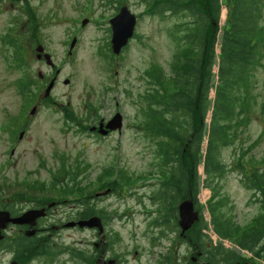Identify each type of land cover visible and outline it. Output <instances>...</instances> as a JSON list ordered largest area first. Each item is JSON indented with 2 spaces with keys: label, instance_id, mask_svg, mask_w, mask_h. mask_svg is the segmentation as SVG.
Wrapping results in <instances>:
<instances>
[{
  "label": "rangeland",
  "instance_id": "1",
  "mask_svg": "<svg viewBox=\"0 0 264 264\" xmlns=\"http://www.w3.org/2000/svg\"><path fill=\"white\" fill-rule=\"evenodd\" d=\"M121 5L137 16V23L127 47L113 56L108 23ZM225 13L226 8L221 6L217 54ZM83 19L86 22L81 25ZM174 20L180 19L162 21L149 15L139 0H26L22 3L0 0V202L22 195L31 202L17 205L21 211L34 207V203L54 205L36 229L46 225V232H40V236H48L55 250L25 264H97L99 251L92 250V243L99 242L96 232L62 227L80 209V202L77 204L74 200L76 197L88 199L90 209L102 217L104 232L100 247L115 264H163L170 256L173 257L171 264L177 260V264H188L195 258L196 252L191 246L178 241L170 222L164 228L149 224L155 218L151 212L157 207L151 202L150 194L162 180L147 176L155 167L154 143L140 128L146 107L140 99L147 90L145 72L153 66L161 67L166 74L169 72L173 44L165 29ZM261 24L264 26V18ZM17 25V30L10 32ZM7 35L20 48L23 70L12 62L13 48L6 44ZM74 37L76 46L68 55ZM38 47L42 48L41 53L36 51ZM260 48L264 52V47ZM46 54L52 66L47 65ZM261 63L262 66L258 64L253 70L248 90L254 102L248 114H244L247 125L240 130L235 143L221 151L222 161L230 168L220 181V192L233 202L236 220L242 225L257 213V205L250 202L251 193L243 187L234 161L241 152L244 158L264 160V59ZM55 69H60L56 81L49 80ZM212 72L216 76L217 65ZM51 81L50 95L44 97ZM20 82L30 84L29 91L35 93L34 98L19 95ZM213 84H216L215 77ZM213 98L212 89L209 99ZM33 106L36 110L30 115ZM115 113L122 115L119 133L105 138L89 134L90 122L110 119ZM210 117L209 111L207 124ZM20 133H23L21 138ZM205 145L206 141L202 150ZM106 167L113 168V172L99 179ZM61 169L71 171L75 183L81 181L77 195L63 193L53 182V174ZM119 170L129 176L121 190L94 198L95 194L112 188L107 183L116 181L115 172ZM198 172L203 178L202 165ZM139 177L142 179L137 180ZM62 181L60 175L58 182ZM206 190L203 192L207 194ZM199 198L202 202L204 193ZM203 215L207 220V212ZM56 226H60L58 230L51 229ZM20 234L15 228L6 230L8 237ZM215 239L213 236L212 240ZM223 245L232 248L225 241ZM12 257L11 252L0 250V264H10ZM244 264L264 262L254 260Z\"/></svg>",
  "mask_w": 264,
  "mask_h": 264
},
{
  "label": "trees",
  "instance_id": "2",
  "mask_svg": "<svg viewBox=\"0 0 264 264\" xmlns=\"http://www.w3.org/2000/svg\"><path fill=\"white\" fill-rule=\"evenodd\" d=\"M139 1L149 15L162 21L180 19L165 29L173 44L169 72L166 74L159 66L147 69L144 77L147 90L140 97L146 104L140 128L154 143L152 157L155 167L147 176L162 180L150 194L151 202L157 207L152 214L155 218L149 224L159 228L169 222L175 225L178 203L191 198L200 218L185 236L195 248L198 264L264 262V160L244 158L241 152L234 161V169L239 172L243 187L251 193L250 202L257 205V213L247 224L237 222L235 205L220 192V181L230 168L222 161L221 151L233 145L240 130L247 125L244 114H248V108L254 102L248 94L253 70L258 64L262 66L264 59V52H260L263 49L260 47H264V26L261 24L264 0ZM221 6L227 13L219 35V53L216 54ZM17 28L18 25L10 32ZM5 39L7 46L13 48V64L23 70L24 60L19 46L9 35ZM216 58V84H213L212 68ZM29 87L28 82H20L19 95L34 98L35 93H30ZM211 89L214 91L212 100L209 99ZM209 111L211 117L207 124L205 120ZM205 141L206 147L202 150ZM200 165L203 166V178L198 172ZM62 171L64 174L60 173ZM60 172L53 174L52 178L58 189L68 195H77L81 181L75 183L68 169ZM112 172L113 168H104L99 179ZM60 175L63 181L59 183ZM128 177L119 170L116 181L107 183V187H112V192L121 190ZM201 187L210 192L205 206L197 200ZM74 200L77 204L80 202V209L73 220L93 216L102 218L90 209L88 199L76 197ZM30 202L22 195H14L10 201L0 202V210L17 216L21 212L17 205ZM34 204L32 208L46 205ZM204 212H207L208 220L204 218ZM208 229L216 236V243L205 233ZM224 241L232 248H225ZM50 244L51 239L40 236L38 231L29 238L22 234L5 236L0 242V250L11 252L12 259L25 264L40 255H50L55 250Z\"/></svg>",
  "mask_w": 264,
  "mask_h": 264
},
{
  "label": "water",
  "instance_id": "3",
  "mask_svg": "<svg viewBox=\"0 0 264 264\" xmlns=\"http://www.w3.org/2000/svg\"><path fill=\"white\" fill-rule=\"evenodd\" d=\"M25 1V0H16ZM86 21L82 22L84 25ZM111 27V50L114 55H118L122 48L126 46L128 40H130L134 33V28L136 25V16L132 14L127 7H122L119 13L109 21ZM74 39L70 45V49L73 47ZM38 53L42 52V48L38 47L36 49ZM40 56V55H39ZM38 56V57H39ZM44 59L47 65L52 66V62L48 55H44ZM53 87V81L47 86L44 92V97H48L50 91ZM35 107L31 109L30 115L35 111ZM96 128H91V131ZM122 129V116L120 114H115V116L108 121L105 126L100 124L98 126V133L101 136H106L108 132H120ZM23 133L19 134V138L22 137ZM108 191L104 193L107 194ZM99 195H96L98 197ZM52 205V204H51ZM49 205V207L51 206ZM46 215L45 208L41 209H29L18 216H11L8 211L0 210V242L4 239L5 231L9 226H27L28 229L24 232L25 237H32L36 233L37 220L44 218ZM199 219L198 212L194 211L192 202L187 200L183 201L178 206V226L181 229V235H183L195 222ZM64 228H79V229H97L98 235L103 232V226L100 218L91 217L85 220L70 221L63 225ZM10 264H18L17 261L13 260Z\"/></svg>",
  "mask_w": 264,
  "mask_h": 264
},
{
  "label": "flooded vegetation",
  "instance_id": "4",
  "mask_svg": "<svg viewBox=\"0 0 264 264\" xmlns=\"http://www.w3.org/2000/svg\"><path fill=\"white\" fill-rule=\"evenodd\" d=\"M122 6H125V5H121L120 7H122ZM119 7V8H120ZM119 8H116V13H114L113 14V17L118 13V11H119ZM109 24V23H108ZM109 33H110V35H111V29L109 28ZM110 40V39H109ZM77 41V40H76ZM76 41L74 42V46H76L75 44H76ZM74 46H73V48H74ZM71 53H72V51H71ZM59 70L60 69H55V72H54V74H53V76L49 79V80H55L56 81V77H57V75H58V73H59ZM39 77L41 78V76L39 75ZM42 81H43V79H41ZM109 119H107V120H105V119H103V118H101V119H99L98 120V122H96V121H93V122H91L90 123V126H89V128L91 129L92 127H95V126H99L101 123H104V124H106V122L108 121ZM96 122V123H95ZM89 134H91V135H97L98 136V133H97V131L95 130V131H89ZM110 134H112V133H109V134H107V136H109ZM106 136V137H107ZM100 138H101V136H100ZM102 138H105V137H102ZM107 190H109L110 191V193H113L111 190V188H109V189H107ZM189 200H191V198H189ZM179 204V203H178ZM178 206V205H177ZM52 207H54V205H51L50 207L48 206V205H46V206H44V208H46V217L45 218H43V219H41V220H38L37 221V225L39 224V223H41V221H43V220H45L46 218H47V216L49 215V211H50V209L52 208ZM42 208V207H41ZM176 210H177V208H176ZM176 215H177V217H178V212L176 213ZM178 221L176 220V222H175V225L174 224H172L173 226H174V229H173V232H175L176 234H177V239H178V241L179 242H182L183 244H185L187 247H188V245H190L191 246V248L193 249V250H195V248H194V246H192L191 244H189L187 241H186V236H183V238H181V236H180V233H179V231H180V229H179V226H178ZM59 227L60 226H56V227H52L51 229L52 230H58L59 229ZM15 230L16 231H18L19 233H24L26 230H27V226H22L21 228H15ZM46 230H47V227H46V225H43V227H42V229H36V232H38V231H40V232H46ZM189 231V230H188ZM180 238V239H179ZM104 245H105V243H103ZM188 244V245H187ZM101 242H97V243H92V250H93V252L94 253H96V252H98V258H97V260H96V263L97 264H115V262H114V260L113 261H110L109 262V260H112V259H110V258H107L106 256H105V251H104V249H101ZM177 252V251H176ZM198 254V253H197ZM107 258V260H105ZM172 259H173V257L172 256H170L169 257V259H168V261H166V262H164L163 264H171L170 262L172 261ZM191 260H192V263L193 264H198L197 263V258H191ZM177 262H178V260L176 261V262H174L173 264H177ZM199 264H201V263H199Z\"/></svg>",
  "mask_w": 264,
  "mask_h": 264
}]
</instances>
